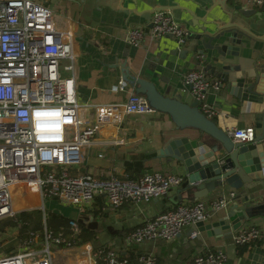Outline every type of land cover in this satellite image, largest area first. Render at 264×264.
Wrapping results in <instances>:
<instances>
[{
	"label": "built area",
	"instance_id": "obj_1",
	"mask_svg": "<svg viewBox=\"0 0 264 264\" xmlns=\"http://www.w3.org/2000/svg\"><path fill=\"white\" fill-rule=\"evenodd\" d=\"M249 3L259 4L262 0H247ZM188 35L187 29L169 11H157L148 27L129 29L126 42L139 45L145 36L153 40L171 36L181 46ZM69 36L70 33L55 28L50 9L42 3L0 0V219L14 216L12 193L18 187L25 199L37 194L42 200L41 208L46 201L54 200L74 207L81 215L97 196H103L111 207L118 208L126 202L147 203L161 198L183 182L180 175L159 171L135 179L71 174L69 169L82 163V148L91 146L102 124H118L128 114H147L154 109L133 88L124 102L95 105L93 113L85 115L83 112L89 106L77 100ZM63 61L66 63L60 65ZM61 70L71 74L62 76ZM182 83L200 110L211 118L215 110L205 101V91L209 87L218 88V81L209 80L201 69H192L183 74ZM126 85L122 80L113 90ZM228 134L235 142L253 140L251 127L235 128ZM235 195L231 191L207 202L180 204L135 227L125 239L128 244L171 241L186 227L209 221ZM68 227L73 234H79L77 219H70ZM198 234L190 230L188 236L195 239ZM262 234L253 224L232 239L235 245H248ZM24 244L22 252L0 257V264H53L52 249L57 247L58 253L80 247L66 240L62 232L48 229L45 219L41 233L30 232ZM83 252L88 254L91 264H96L98 259L104 264H128L127 258L119 257L114 249L92 250L86 244ZM226 260L222 250H215L195 256L192 264H225ZM139 261L155 264L156 257L142 254Z\"/></svg>",
	"mask_w": 264,
	"mask_h": 264
},
{
	"label": "crops",
	"instance_id": "obj_2",
	"mask_svg": "<svg viewBox=\"0 0 264 264\" xmlns=\"http://www.w3.org/2000/svg\"><path fill=\"white\" fill-rule=\"evenodd\" d=\"M35 1L50 9L54 26L58 31L70 33L77 100L80 104L89 106L83 112L85 115H91L92 107L95 105L119 103L127 99L133 90L129 84L122 89L113 90V87L123 80V66L135 77L146 83H153L159 92L167 96L178 94L182 101L191 102L193 98L182 83L185 72L201 69L209 80H217L204 71L203 64H197L198 60L202 61L204 58L195 56L192 52L194 41L190 40V32L193 34L199 31V27L207 23L210 26H213V23L224 25L235 20L234 18H240L238 14H233L236 5L254 9L258 15H252L244 20L253 38L249 47L240 53L239 58H232V61L240 63L243 70L251 67L252 57L256 56L264 43V0L259 4H247V0ZM157 11H169L173 19L187 29L189 35L185 44L179 46L171 36L157 40L145 36L139 45L128 44L126 42L128 30L134 27H148L153 13ZM59 17L61 20H58ZM251 51L254 53L253 56ZM205 101L215 110L210 119L224 127L227 133L235 128L253 127L252 110H255V104H241L224 92L220 94L219 88L214 87H209L205 91ZM188 133L192 137L196 135L193 130L178 129L171 116L161 111L128 114L118 124L107 122L102 124L91 146L83 151L82 163L76 168H70L69 171L71 174L89 173L96 178H138L144 173L159 171L180 175L183 178V182L171 188L165 196L147 203L126 202L121 207L113 208L106 201L108 207L104 210L109 214L107 219L113 218L112 224L117 230L134 229L159 212L180 204H191L198 200L207 202L216 199L222 193L235 192L234 200L209 220L216 221L223 217L233 203L241 204L246 198L249 200L251 196L256 197V193L264 189V177L254 178L241 189L224 185V188H217L205 197L187 199V180L183 169L177 161L161 153V149L169 140ZM93 144L96 147H92ZM50 205L54 207L58 203L50 200ZM93 205L94 201L88 209ZM59 208L74 214L66 215L55 211L69 218L80 216L74 207L59 205ZM253 224L257 225L263 234L244 246L242 254L237 255V245L233 243L232 237ZM190 230L191 227H186L180 236L171 241L159 240L137 245L142 251L141 254L151 253L156 257L155 264H192L195 256L215 250H222L226 254L225 264H264L263 215L253 217L235 231L222 230L221 235L209 236L202 232L201 238L190 239L188 236ZM108 239L110 237L102 239V242ZM112 239L119 241L116 237ZM116 240L111 242L115 248L118 244Z\"/></svg>",
	"mask_w": 264,
	"mask_h": 264
},
{
	"label": "water",
	"instance_id": "obj_3",
	"mask_svg": "<svg viewBox=\"0 0 264 264\" xmlns=\"http://www.w3.org/2000/svg\"><path fill=\"white\" fill-rule=\"evenodd\" d=\"M233 14L240 18L224 25H202L199 31L190 32V40L194 41V55L204 58L197 64H203L204 71L218 81L220 94L224 92L241 104L256 105L252 110V141H233L224 127L200 110L195 99L184 102L178 94L167 96L153 83H146L124 66L122 68V79L134 88L135 93L144 95L150 107L170 115L178 129L196 132L195 137L190 133L175 137L161 149V153L177 161L183 169L187 199L205 197L224 185L241 189L254 178L264 177V43L256 56L251 51V67L243 70L240 63H234L232 58H239L253 38L244 20L258 14L254 9L239 5L234 6ZM256 194L241 204L233 203L216 221H199L191 225V230L199 232L198 238L202 232L209 236L221 235L222 230L235 231L253 217L264 216V189Z\"/></svg>",
	"mask_w": 264,
	"mask_h": 264
},
{
	"label": "trees",
	"instance_id": "obj_4",
	"mask_svg": "<svg viewBox=\"0 0 264 264\" xmlns=\"http://www.w3.org/2000/svg\"><path fill=\"white\" fill-rule=\"evenodd\" d=\"M131 178L135 179L133 177ZM107 207L108 205L106 204V200L104 199V197L97 196L94 199L93 207L85 211L82 215H78L79 217L77 218H69L63 214L50 210L48 211V214L46 216V226L54 233L62 232L66 240H71L76 245L89 242L94 246L95 250L114 249L119 257L127 258L128 264H143L139 261V256L142 255L140 247L136 243L128 244L125 239L127 233L133 229L124 228L117 230L112 223H106L105 220L108 218L109 214L104 209ZM165 210L159 212V214L164 212ZM17 218L19 220L18 225L21 230L19 246L21 247L23 245L25 249L26 246L24 244V241L28 238L29 233L39 229H41L42 231L43 226L41 220V210L38 209L33 211H20L17 214ZM70 219H77L80 228L79 234L75 235L69 230L68 222ZM10 220L11 222L9 223V226L17 224L12 216L10 217ZM26 230L28 232H26ZM3 231L4 230H0V232ZM104 233L105 236L110 237V239H108V241L106 242H102L101 239V236L104 235ZM115 237L119 238V241H117L116 239H112ZM115 240L116 242H118L116 248L112 246L114 243H111ZM62 246H65V244H62ZM244 246L246 245H237V255L242 254ZM96 263L104 264V262L100 259H98Z\"/></svg>",
	"mask_w": 264,
	"mask_h": 264
},
{
	"label": "rangeland",
	"instance_id": "obj_5",
	"mask_svg": "<svg viewBox=\"0 0 264 264\" xmlns=\"http://www.w3.org/2000/svg\"><path fill=\"white\" fill-rule=\"evenodd\" d=\"M58 20H61L60 17ZM64 62H61L60 65H63ZM61 75H69V72H64L61 70ZM79 101V100H78ZM92 147H96L95 144L92 145ZM82 150H86V148H82ZM91 160V159H90ZM75 175V174H73ZM15 190V191H14ZM12 193V208L14 211V221H16V225L14 224L13 226H9V223L11 222L10 217L11 216H6L2 219H0V230H4L3 232H0V257L5 256V255H10V254H15L22 252L24 250L23 245L20 247L19 246V241H20V228L18 225V218L17 214L20 211H33V210H41V220H42V226L44 223V219L46 220V216L48 214V211L54 210V211H59L61 213H64L66 215H73V213H68L67 211L62 210L59 208V205L56 206H51L50 205V200L45 202V207L41 208L42 206V200L37 194L34 195H28L26 199L22 196V189L21 188H15ZM34 198H31L33 197ZM33 201V203H32ZM41 208V209H40ZM47 212V213H46ZM45 214V215H44ZM47 222V220H46ZM105 222H111L113 223V218L107 219ZM115 227V225H113ZM26 232H28L26 230ZM35 232L41 233V229L36 230ZM27 236V235H26ZM107 236L104 235L101 236V239H105ZM89 244L92 250H95L94 246L91 243H82V244H77L80 245V247L74 248L72 250H66V251H60L57 253V247L56 249H52L54 252V261L53 264H91L88 258V254L86 252L81 253L82 248L86 245ZM83 246V247H81ZM80 260H86L87 262L82 263ZM97 262V261H96ZM95 262V263H96ZM97 264V263H96Z\"/></svg>",
	"mask_w": 264,
	"mask_h": 264
},
{
	"label": "bare ground",
	"instance_id": "obj_6",
	"mask_svg": "<svg viewBox=\"0 0 264 264\" xmlns=\"http://www.w3.org/2000/svg\"><path fill=\"white\" fill-rule=\"evenodd\" d=\"M15 191V190H14ZM32 203H33V201H32ZM13 206V205H12ZM13 209V208H12Z\"/></svg>",
	"mask_w": 264,
	"mask_h": 264
}]
</instances>
